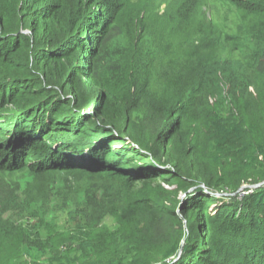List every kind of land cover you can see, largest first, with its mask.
Listing matches in <instances>:
<instances>
[{"label":"trees","instance_id":"1","mask_svg":"<svg viewBox=\"0 0 264 264\" xmlns=\"http://www.w3.org/2000/svg\"><path fill=\"white\" fill-rule=\"evenodd\" d=\"M21 2V12L0 3V171L27 169L43 176L87 168L127 188L125 197L143 217L129 264H264V173L259 185L238 183L240 189L229 195L219 191L212 167L185 139L182 107L133 73L137 59L134 78L118 97L95 94L81 81V74L94 80L88 64L115 41L112 31L129 0ZM231 2L264 35V0ZM186 7L178 10L182 25ZM125 15L124 28L137 38L143 32L141 17L127 22ZM23 29L57 38L42 59V81L29 84V90L11 62L28 48L22 45ZM263 35L255 37L249 63L214 60L204 65L205 75L240 82L248 72V90L263 85ZM72 60V71L52 82L62 69L57 63ZM33 79L23 76L25 83ZM19 101L25 104L16 109ZM246 110L245 128L240 123L227 132L218 126L214 140L222 146L235 137L237 150H251L248 166L264 168V98L246 100ZM84 151L96 157L92 164H85Z\"/></svg>","mask_w":264,"mask_h":264},{"label":"rangeland","instance_id":"2","mask_svg":"<svg viewBox=\"0 0 264 264\" xmlns=\"http://www.w3.org/2000/svg\"><path fill=\"white\" fill-rule=\"evenodd\" d=\"M0 3L10 11L23 9L21 0ZM182 6H187L184 25L178 13ZM123 12L112 31L115 41L97 51L88 64L94 80L81 74V81L95 94L101 91L118 97L133 73H138L143 82L159 89V96L176 99L174 103L182 107L185 139L212 167L219 191L229 195L240 189L235 187L238 183L241 187L262 183L264 168L258 163L252 169L248 166L251 150H237L232 144L235 137L219 146L214 135L220 134L215 131L218 126L227 132L240 123L245 128L250 113L246 100L264 98V83L248 90V72L240 82H223L207 77L203 67L230 58L249 63L257 45L255 37L263 34L231 0H129ZM124 14H129L127 22L141 17L143 32L137 38L124 28ZM22 32V45L28 48L19 50L11 62L22 74L24 90H29V84L42 81V59L57 38L44 31ZM31 57L33 64L28 68ZM133 59L137 64L131 73ZM75 61L57 63L62 69L53 74L52 82L72 71ZM23 76L33 77V82L25 83ZM17 103L16 109L25 104ZM83 155L85 164L96 159L88 158L86 151ZM126 192L127 188L87 168L51 170L43 176L27 169L0 171V264H129L143 217Z\"/></svg>","mask_w":264,"mask_h":264},{"label":"clouds","instance_id":"3","mask_svg":"<svg viewBox=\"0 0 264 264\" xmlns=\"http://www.w3.org/2000/svg\"><path fill=\"white\" fill-rule=\"evenodd\" d=\"M32 64H33V58L31 57V58H30V62H29V64L27 65V67H28V68H31ZM31 71H32V70H31ZM37 72H39V71H37Z\"/></svg>","mask_w":264,"mask_h":264}]
</instances>
